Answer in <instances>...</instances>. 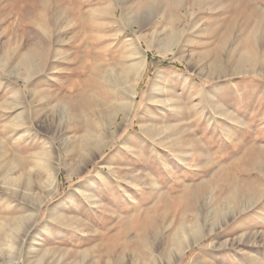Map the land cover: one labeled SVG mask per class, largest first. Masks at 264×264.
Returning <instances> with one entry per match:
<instances>
[{"label": "rangeland", "instance_id": "rangeland-1", "mask_svg": "<svg viewBox=\"0 0 264 264\" xmlns=\"http://www.w3.org/2000/svg\"><path fill=\"white\" fill-rule=\"evenodd\" d=\"M147 14L157 17L139 25ZM173 34L176 45L161 54L160 42ZM139 35L146 68L133 113L126 123L117 113L116 141L68 180L62 164L74 166L85 127L61 118L56 104L63 94H92L111 115L129 64L122 51ZM251 55L254 65L237 70ZM219 57L233 65L225 74L211 67ZM0 60V147L12 161L0 170V264H29L27 256L40 264H134L150 254L157 264L180 224L211 212L207 224L222 226L211 250L202 249L207 235L175 264L193 252L208 264H264V0H0ZM94 65L101 73L113 67L117 84L90 76ZM158 70L164 79L154 85ZM39 90L51 97L41 111ZM149 123L156 140L139 125ZM129 137L139 143L127 149ZM107 162L115 170L101 184L94 173L108 172ZM52 168L61 169L58 191L41 204ZM253 187L260 197L221 222L218 207L233 190ZM56 205L62 223L48 217ZM37 207L35 220L13 223Z\"/></svg>", "mask_w": 264, "mask_h": 264}, {"label": "bare ground", "instance_id": "bare-ground-1", "mask_svg": "<svg viewBox=\"0 0 264 264\" xmlns=\"http://www.w3.org/2000/svg\"><path fill=\"white\" fill-rule=\"evenodd\" d=\"M155 17H157V16L154 14H152V15L147 14L146 16L142 17V20H141L142 22H140L138 24L142 25L143 22L150 21L151 19H154ZM125 19H126L125 21H127V23L128 22L130 23L134 19V17L131 14H129V15L127 14ZM142 38H143V35H139L136 40L127 41L126 45L122 51V57L121 58L124 60H127L129 64L127 65V67L124 69V72H123V73H125L124 75H125L126 79L124 78L125 82L123 83L124 85H123L122 97H121V99L119 98L120 101H118L117 103L115 101L116 99L115 100L113 99L116 104H115V108L111 109V111H112L111 115H106L108 111L103 112L101 109L98 108L99 109L98 110L96 108L97 104H98V102L96 100L97 98L92 96V94H89L86 96L85 95L80 96L78 98H76L75 96L74 97L73 96H65L66 94H63L60 96L61 99L58 102V104H56V107L59 108V116L63 119L65 118L67 121H69V120H81V123L85 127V130H84L85 132L83 134L81 146H80L81 150L77 154V161L74 163V166L71 167V166H67L66 164H62L63 166H65V170H64L65 176L68 180H71L74 176L81 175L84 171V168L87 169L88 164H90L98 155H102L103 152L105 151V149L108 148L111 145V143L116 141L115 138H116V136H118L117 135L118 130L117 129L111 130V126L115 123L114 121H115V116L117 115V113L122 112L124 114V116H123V122L124 123H126L128 121V119L131 116V113H133L132 111L134 109V106L136 103L135 101H136V98L138 96V90H137L138 81L141 79V77L145 71V68H146L145 67L146 55L144 54V50H141V48L139 47ZM150 44H151V42L148 43V47H150ZM175 45H176V35L173 34L169 39H165V40H162V42H160L159 52L161 54L170 53ZM35 52H36V55L38 56V58L41 59L40 61H42V51L40 50V48L37 49V51L35 50ZM255 54H256V52H255ZM241 56H242V54H241ZM23 62L25 63V62H27V60L25 59V60H23ZM246 62L249 63L252 67V65H254V63H255V57H253L251 55V56H245V57H242L241 59H239L235 64L237 67V70H238V68H244L246 65L245 64ZM0 63H1V60H0ZM231 64L232 63L229 60H225V65H224L225 67H224L223 66V60L221 59V57H219L215 60H212L211 67L214 69H219L221 73L225 74L227 69L232 68L233 65H231ZM235 65H234V67H235ZM98 68H99V66L94 65L91 72H90L91 73L90 76H93L94 74H96V76L99 77V80L101 81V83L102 82L105 83L106 87H107V85H108V87H112L116 83L117 78H119L118 73L115 72L113 67L107 68L103 73H101L102 71H100V70L97 71ZM215 71H214V73H215ZM164 72L165 71H162V70H158L156 72L154 82H153L154 85L156 82H162L163 81ZM217 72H218V70H217ZM111 84H112V86H111ZM159 88L157 90H159ZM107 90H109V89H107ZM110 92L111 91H108V93H110ZM112 92H113V94L115 93L114 90ZM106 93H107V91H106ZM155 93H156V91H155ZM16 94H18V91H16ZM37 95H38L37 96L38 99L41 102L39 111L44 110L49 105L48 102H49V99L51 98L50 94H49V92H46V90H39ZM57 97H58V95H57ZM117 97H119V96H117ZM62 99H66V101H63ZM16 118L19 119V117H17V116H16ZM139 125L141 126L142 130L145 132L146 135L150 136L151 139L156 140V136H158V133L157 134L154 133L155 127L152 123H149L148 125H145V126H143V124H139ZM31 129H32V127H31ZM138 139H139L138 137H129L128 140H126L124 142L123 146L126 147L127 149L129 147L131 148L134 145L139 143ZM160 141H163V140H160ZM160 141H159V143H161ZM171 145L175 146V144H173V143H171ZM4 153L5 152L0 147V170L3 169L8 164H10V161H11V159H10L11 157H8V156L4 157ZM51 155H52V153H51ZM15 164H17V163H15ZM106 166H107L108 172L104 171L103 166H101V167L96 168L95 173H94V178L96 179L97 182H99L101 184L107 183L108 179L110 177V174L115 170V166H113V163H111V162H107ZM44 169H46V168H44ZM60 171H61L60 168L50 169V172L47 175L48 178L46 177L48 180H47V182H45V188H44L45 192H43L44 198H43V200H41V204H43V202H45V200L50 198L54 192L58 191V180H57V178H58V174L60 173ZM13 180L14 179H11L10 181H13ZM16 184H18V183H16ZM36 185H37V183H36ZM6 186H8V185H6ZM12 187L13 186H11V188ZM11 188H8V187L4 188L3 187L2 191L14 192L15 189H11ZM81 188H82L81 186L75 187V189L82 190L84 192V190ZM152 188L155 191L158 190L156 186H153ZM26 191H28V190H26ZM260 193H261L260 189H257L256 187L255 188L253 187L250 190L245 189V190H241V191H239L238 188H235L233 190L232 194H230L229 198L226 199L225 203L222 206L218 207V211H219L217 214L218 219L221 220V222L223 220V222L226 223V217L228 215L233 214L234 212H242L245 205L247 203L250 204V202H251L250 199H252V201L256 200L257 198L260 197ZM86 199H88V198H86ZM70 200H72V198H70ZM102 201L103 200L100 198L92 197V198H90L89 203L93 207L97 208L98 210H103L105 204ZM24 204H26V203H22L19 205H24ZM110 207H113V205ZM21 208H23V207L21 206ZM32 210H33V214H27L25 216L21 215L20 217L13 218V220H12L13 223L19 227V226L25 225L27 220H29V221L31 219L35 220L36 217L40 214V211H39V208L38 209L33 208ZM211 213H209L207 219L205 218L204 220H201V219L197 218L194 220L193 223H190V224L182 223V224H180L176 228L175 233H173V236L171 239V241H172L171 247L165 249L164 254H163L164 257L160 258L157 264H175V263L181 261L187 255V253L196 244H198L201 241V239H203L207 235L211 236V240L208 243L203 244L202 249L204 248L203 250H209L210 251L214 245L215 239L218 237L217 228L219 227V226L217 227L218 222H216L214 220H212L211 223L207 224V221L209 220V216ZM62 214L63 213L61 210V205H58V206L56 205L54 207H51L48 210V217L52 220L59 222V223L60 222L62 223V221H64ZM200 220H201V223L199 224ZM65 222H66V220H65ZM13 223H8L7 226L9 228L11 227V229H12V227L14 226ZM221 227L222 226H220L219 228H221ZM217 246H218V244H217ZM223 246H226V240L219 244V247H223ZM8 247H10V246H8ZM148 248H150V247H148ZM215 248H217V247H215ZM197 254H198L197 252L191 253L189 255L188 261H186L184 264H208L207 261L197 260ZM149 256H150L149 260L146 259L143 262H140L138 260L137 261L134 260V264H155L152 262L153 261L152 254H150ZM36 258H37V256H36ZM25 259L29 261V264L32 262H36L37 264L41 263V258H37V259L34 258L33 259L31 256H27ZM11 264H16V263H11ZM131 264H133V263H131Z\"/></svg>", "mask_w": 264, "mask_h": 264}]
</instances>
